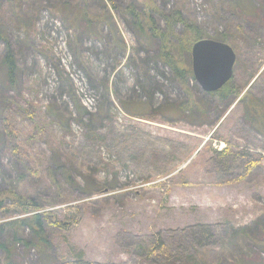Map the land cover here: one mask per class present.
Returning <instances> with one entry per match:
<instances>
[{
	"label": "rangeland",
	"instance_id": "rangeland-1",
	"mask_svg": "<svg viewBox=\"0 0 264 264\" xmlns=\"http://www.w3.org/2000/svg\"><path fill=\"white\" fill-rule=\"evenodd\" d=\"M111 1L0 0L18 62L11 85L0 39V191L42 205L0 212V264H264V134L244 101L182 85L156 60L157 41L119 10L147 0ZM154 1L207 38L226 34L232 84L264 106V0ZM84 4L90 22L70 25ZM189 95L200 107L181 110ZM34 213L43 245L6 226Z\"/></svg>",
	"mask_w": 264,
	"mask_h": 264
},
{
	"label": "trees",
	"instance_id": "trees-1",
	"mask_svg": "<svg viewBox=\"0 0 264 264\" xmlns=\"http://www.w3.org/2000/svg\"><path fill=\"white\" fill-rule=\"evenodd\" d=\"M109 1L112 2L111 0ZM154 2V0H147L145 2V8H142L140 11L136 10L132 3H129L128 5H126V7L119 8V10H121V12H124V14H126L130 19V25L135 28L139 37L149 41H157L158 50L156 54V60H158V62H161L165 67L168 68L171 75L178 83L185 85L186 81L190 77L194 78L191 68V46L194 42L203 38H207V36L205 35L203 29L200 28L199 25H197L195 22L184 19L181 11L178 8H175L174 10H172V12L166 13L165 11L161 10ZM235 4L240 7L241 1L236 0ZM85 5L86 4H84V6L80 10H77L74 15L66 18L70 25H74L82 18L90 22V20L88 19L89 11H87ZM111 7L117 8V6H114L113 3L111 4ZM154 15H157L163 19V28H160L157 25ZM100 19L103 20L102 18ZM178 23L182 25V30L179 33L176 32V24ZM211 38L222 42H228L227 35L224 33H217L215 37ZM0 39L3 40L5 44L1 65L5 70V76L8 82L11 85H15L17 81L16 75L18 71V62L8 38H6V36L1 32ZM232 78L233 75L223 87H221L217 91L208 93L218 97L221 100H226L229 95H234V97L236 96L240 101H244L245 115L254 121L252 123L254 128H256V130L260 134H264V106L259 101H255V99L250 97L248 94L242 95L240 91L232 84ZM189 96L190 97L188 98V100L180 105L181 110L184 109V107L185 109L189 107L193 108L194 106L198 108L200 107V104H198L193 98H191L192 95ZM124 110L126 113L132 116L138 115L134 110H130L127 107H125ZM226 151L227 149L221 151L220 153ZM20 196L21 195H17L11 190L0 191V212L6 215H10L11 213L29 214L33 211L39 210L42 207L41 204L36 203L33 199L22 198L23 196ZM8 198H12L13 201L12 203H10V205H5V199ZM42 217L43 215L34 213L29 216L13 219V221L8 222L6 226L11 227L12 224L16 227H20L22 225L28 226L38 237V244L43 245V243L45 242V233L42 228ZM262 230L264 229L255 230L257 236H260V233L262 234ZM205 233L206 232H202L201 236H205ZM248 233L250 232L248 231ZM244 234L248 236L247 232H244ZM257 243L264 244V239H259ZM160 245V240H156L155 247H157V251H160ZM0 247L3 248V245H0ZM153 247L152 249H149L150 252H152L155 248ZM149 255H153V253H149ZM77 257L78 260H82V253H79ZM234 263L253 264L252 260L246 257H241L235 260ZM162 264L172 263L164 262Z\"/></svg>",
	"mask_w": 264,
	"mask_h": 264
},
{
	"label": "water",
	"instance_id": "water-1",
	"mask_svg": "<svg viewBox=\"0 0 264 264\" xmlns=\"http://www.w3.org/2000/svg\"><path fill=\"white\" fill-rule=\"evenodd\" d=\"M192 74L206 92L217 91L232 77L236 54L226 42L203 38L191 46Z\"/></svg>",
	"mask_w": 264,
	"mask_h": 264
}]
</instances>
